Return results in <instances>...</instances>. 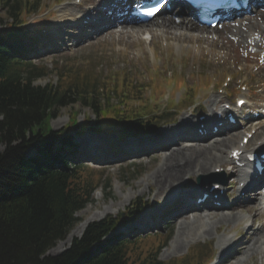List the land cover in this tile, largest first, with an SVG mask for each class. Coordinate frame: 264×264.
I'll use <instances>...</instances> for the list:
<instances>
[{
	"label": "trees",
	"instance_id": "1",
	"mask_svg": "<svg viewBox=\"0 0 264 264\" xmlns=\"http://www.w3.org/2000/svg\"><path fill=\"white\" fill-rule=\"evenodd\" d=\"M1 3L12 20L0 28V264H207L206 246L159 260L165 235L104 240L120 224L111 219L89 223L63 252L45 255L78 222L73 214L91 201L93 192L108 187L103 171L66 159L73 137L93 128H110L121 136L140 134L155 118L154 107L143 97L146 86L136 88L130 75L99 78L93 67H56L55 84H34L45 69L20 57L28 37L22 23L38 12L40 3ZM154 89L150 95L160 97ZM73 103L90 110L97 127L87 118L78 124L72 111L68 122L53 130L50 121L58 109ZM136 206L127 209L130 220L141 212Z\"/></svg>",
	"mask_w": 264,
	"mask_h": 264
},
{
	"label": "rangeland",
	"instance_id": "2",
	"mask_svg": "<svg viewBox=\"0 0 264 264\" xmlns=\"http://www.w3.org/2000/svg\"><path fill=\"white\" fill-rule=\"evenodd\" d=\"M37 1L40 3L39 7L41 9L38 14L28 18L26 26H28L31 31H34L38 44L40 42L39 40L48 38L45 37V35L49 32L43 33L37 31L35 29L36 25L57 30L59 29L57 27L59 24H70L68 19L70 16L76 14L79 9L91 11L93 8L97 7L99 3L102 4L105 1L111 2V0H87L84 7L78 8L76 6L66 5V3L70 4L72 0ZM63 5L67 7L66 13L60 12L64 7ZM247 16H249V14H244L240 17L233 18L232 20L224 21L219 23L213 29H192L188 36L185 34L184 30H179L177 37L174 35L173 31H170L177 26L170 28L171 25H169L168 28L160 25L161 20L169 17V15L166 14L165 9L150 22L137 25L138 27H136V25H123L124 27L120 29L118 27L112 28L108 32H105V34L103 32L101 34L96 33V35L92 36L93 38H89L91 34H64V40H60L59 42L49 38L46 41L49 43L44 45V49H34L33 51L31 49V53L28 56L30 61H32L31 63L36 66L44 67L45 71H47V69H54V66H62L70 68L71 70H74L76 67H86V63L82 62L93 58L95 61V73L99 75V78H101L100 76L108 75L118 69H132V71L135 72L136 78L139 80L145 76V73H148L149 75L152 74L157 78V81H161L162 86L160 92H165L166 94L169 93L170 97L167 102L164 101V99H159L158 101L157 99L150 98L151 103H155L153 107L155 108L156 105H158L159 111L162 110L159 108L161 102L164 103V105L167 103L169 108L172 106L173 108H176L177 103L175 102L178 97L181 96L179 98L180 102L181 98L185 99V96L182 95L184 89L179 88L177 90L178 86L183 84L182 87H185L188 91L197 93V102H199L200 111L197 110V112L194 111V109H187L182 112L181 110L178 112V115H185V120L187 119L188 121L191 119L197 120V115L208 113L211 109H217L220 103L224 102V100H233V98L239 95L248 96L251 100L250 103L252 107H264V62L260 57V53L257 50L252 49V47L254 48L256 46L252 45L249 41L245 42L244 40V43H242L243 41H241L240 36H232L229 33L231 24L237 23L238 19L245 21L247 18L244 19V17ZM4 17L7 18V15L0 3V19H4ZM259 18L264 19V16ZM178 19L176 21L180 22L181 18ZM172 21L176 24L175 19H172ZM192 24L196 25L194 22H192ZM69 26L72 27L71 24ZM255 27L258 28L259 26L256 25ZM132 30H135L133 31L134 33ZM258 30L259 28L256 30L254 28L251 29L250 26L244 24L245 39L248 40L252 36H249V33H254ZM166 33H169V35ZM255 35H258V33ZM253 37L255 38L257 36ZM261 39H264L263 35ZM41 42L43 46L44 42L42 40ZM163 42L166 44L163 45ZM263 44L264 42L260 46H263ZM34 45L35 47L38 46H36L35 43ZM61 46L65 47L67 51L64 49L54 51V49ZM38 54L40 56H38ZM153 68H155L154 72L157 71V74L155 75L154 72L148 71ZM171 73L172 75L183 77V83L175 84V86L171 85L169 82L174 79L171 77ZM228 75L231 77V82H228L229 84L225 91L233 95L227 99L225 95L226 92H219L217 89L221 87L220 85L224 81L225 76ZM56 81L57 74L56 72H52L46 76L39 77L35 83L46 84L47 82L55 83ZM242 84L246 86V90H240V85ZM147 96L148 92L146 91L143 97L147 100ZM183 102L184 101L181 103ZM72 111L77 113V123H80L87 117H93L92 112L79 103L62 106L58 109L57 117L52 118L50 121L53 130L61 128L67 122L68 118H70ZM170 120H173L172 116H167L165 119H159L157 121L153 120L150 127H148V130H152V132L146 138L155 135L157 131V134H159L161 129L166 128L165 126H174L168 124ZM180 120L181 119H178V121ZM209 123H211V121ZM254 124L256 128V138H260L264 134V119H260ZM258 126L261 128L260 131L258 130ZM240 130H238V132H240ZM105 137H107V135H104V133L102 135L88 133L83 137L77 138L75 141H78L81 146L80 149L83 152L87 147L93 146L96 139L102 138L105 140ZM180 140L185 141V139ZM3 147L4 144H0V150H2ZM150 152L151 150L133 156L105 159L100 165L104 171L103 179H107L106 185L108 187L103 189L102 186H100L99 189L93 192L91 201L73 214L78 218V222L68 230L64 238L56 241L53 246L45 252V255L56 256L63 252L70 246L73 238H77L83 233L89 223L109 218L112 221L119 220L120 223L123 224L128 218L126 213V211H128L127 209L136 206V203L139 205H141L140 203H147L149 207L139 214L133 222H127L125 225L117 226V229L113 234L120 232V236L122 237L140 236L147 233H161L162 235H167L165 245L159 253V258L161 260L183 255L187 252L188 248L210 246V251L213 252L214 259L211 264L218 262L219 260L216 257V249H219L218 254L221 256L218 239L229 235H234V237L241 236L242 229L245 225V218L241 217L235 223H224L221 221L216 230L212 228L213 232L210 235L204 237L195 236L194 240H191V242H188L185 245L182 244L179 248H176L173 251L171 241L175 235L176 229L171 221V225H169L168 222V225L165 223L160 224L158 228H152L149 230H146L143 227L145 226V223L157 220V217L154 219L152 215L154 213L156 214L157 211L159 212V209L165 208V206L167 207L168 205L169 208L173 209L176 199L181 196H187L188 199H191L194 196L193 193L197 194L198 187L196 186H199L196 183L197 175L190 176L187 182H183L184 184L181 188L164 192V195L162 194L158 198L156 196L154 199L156 201L153 202L155 187L152 186L150 187V190L149 188L147 189L145 181L153 167L158 163V159L156 158V162L155 159L150 160L149 158L153 153ZM93 166L96 167L98 165L95 164ZM227 169L229 170L228 166L226 168V173L228 171ZM205 175H207V173H205ZM200 176H202L200 179L202 185L206 187V181L210 176ZM224 176H221V178ZM231 178H233V176L226 177V185L230 182ZM231 181L233 182L234 189H231V191L228 192L230 196L229 204H231L229 208L231 209L234 207L236 210L235 212L242 209L244 212V205L249 204L250 201H235L237 196V180L231 179ZM148 183L152 182L149 180ZM142 190H145V192L141 193ZM129 193H131V197L125 200L124 196ZM203 210L211 209L204 208ZM189 212L186 215L191 218L192 214ZM124 213L125 216H123ZM245 213L247 214V212ZM118 215L123 217L118 219ZM175 215H179V213H176ZM255 218L257 220L256 222L263 224L264 211L259 214L256 213V216L253 219ZM144 220L146 221L143 223ZM255 226H257V224ZM245 262L244 264H261L258 254H254L252 257L247 258Z\"/></svg>",
	"mask_w": 264,
	"mask_h": 264
},
{
	"label": "bare ground",
	"instance_id": "3",
	"mask_svg": "<svg viewBox=\"0 0 264 264\" xmlns=\"http://www.w3.org/2000/svg\"><path fill=\"white\" fill-rule=\"evenodd\" d=\"M66 5L69 6L71 4L67 3ZM178 6L179 5L175 1L169 2L167 6V13L169 15L175 16L178 12H180V9ZM104 7L107 8L108 5H104ZM110 7H113V6H110ZM66 10H67V7L64 6L60 10V12L66 13ZM262 16H264V10H256L255 15H249L247 17H244V19L247 18L245 19V21L238 19L237 23H233L230 25L229 33L232 36H240L241 41H243L242 43H244V40L245 42L246 41L250 42L251 37L249 38V36L251 35L253 36L256 33H258L259 37L261 38L262 35L264 36V22H263L264 19L261 18L262 19L261 20L259 17H262ZM107 19L108 18H105L102 21H106ZM170 19L171 18H166V19L161 20L160 25H162L163 27H168L169 25H171L170 28L176 25V26H179V29H183V27L186 26L185 23L183 24L181 21H180L181 23L174 24ZM102 21L95 20L94 25L100 26ZM106 23L109 26V23L108 22ZM244 24L246 26L247 25L250 26L251 29L254 28L256 30L259 28L257 32L249 33V36H248L249 39L247 38L248 40L245 39ZM256 25H258L259 27L256 28L255 27ZM176 28L178 29V27ZM166 34L169 35V33H166ZM260 38L252 37L251 41H253L256 45H259ZM194 124H195V127H197L200 125V122L194 121ZM180 125L181 124L179 122V123H176L173 127H166L165 129H161V132H159V134H157L158 131L156 132L157 136L156 134L152 135L149 137V141H147V145H149V147L154 146V144L156 143L163 144V142H165L164 145L160 146V148L153 149L154 152L149 158L150 160L155 159V162H156V158L158 159V163L157 164L155 163L156 165L153 167L151 173L149 174V176L146 178V181H145L147 185V189L149 188L150 190L151 189L150 187L152 186L155 187V191L153 194V200H152L153 202L156 201L154 200L156 196L158 198L164 192H168L173 189L181 188V186H183L184 184L183 182H187L186 180H188L190 176L205 175V173L207 174L212 173V172H215L216 168L218 169L223 168L224 169L223 171L226 172L227 166L229 168L231 166L230 164L233 163V160L229 155L230 150L239 149L238 146H239V143L242 137L240 136L241 132H239L238 134L231 133L223 137L222 135L215 136V135H212L210 132H208L205 138L201 139L198 136V134H191V136L181 134L180 131L183 129V127H181L182 125L181 126ZM237 136L238 138H240L239 140ZM180 139H185V141H181ZM134 144H139L140 146H134V148H138V147H141L144 143H134ZM77 145L78 147H81L80 144H77ZM150 150L152 151V149ZM238 161L239 162L243 161L241 154L239 156ZM248 167H249V164L239 169H235V170L229 169V171H227V173L233 172L232 176L236 178L238 182L244 183L243 191L246 189H250V188L253 190L252 191L250 189L248 193H245L244 196H241V198L242 197L244 198L247 195H252L255 192H257L254 190V188H252L253 187L252 185L247 183ZM149 180L152 183H148ZM211 185H213V183H211L210 185H207L206 187L196 186L198 187L197 195L200 192L202 193V192L207 191ZM230 187L233 188L232 182L230 183ZM240 189L241 188H237V192H239ZM143 192H145V190L141 191V193ZM215 193H218V191L212 192V194H215ZM130 194L131 193L126 194L124 196V199L125 200L129 199L131 197ZM212 194L210 196H212ZM208 197L209 196H207V198ZM181 198L185 199L186 201L188 200L187 196L186 197L181 196L179 199L181 200ZM218 198L220 199V207H218L217 209L215 207H212L211 210H202L201 212H199V211H194L192 209V207L194 206L193 204H190L189 206L188 204L187 205L179 204L178 207H175L173 209L167 208L169 206L167 207L165 206V208L167 209L163 210L161 208L159 209V212L157 211V213H159V215L163 219L160 223H163V224L165 223L166 225H168V222H169V225H171V222H172L173 226H175V229H176L175 235L171 241L172 242L171 247H173V251L176 248H179L182 244L185 245L186 243L191 242V240H194L195 236L204 237V236L210 235L213 232L212 228L216 230V228L219 226V223L221 221L224 223H229V222L235 223L241 217L245 216V213L243 212L242 209H239V211L235 212L236 210L233 207L229 211V208H228L229 204L226 201V199L228 198L227 194H226V197L224 195L223 198L221 196H218ZM246 198H251V196L246 197ZM235 200L240 201V197L236 198ZM244 200L246 201V199ZM244 200L241 199V201H244ZM203 206L206 207V205H203ZM244 207H245V210H247V211L245 210L244 211L248 212V215H247L248 219L250 218L251 213H254L253 216L255 217L256 213L259 214L260 212L264 211V195L259 198H255V200H250V203L244 205ZM189 211L192 213L191 218H189L186 215ZM176 213H179V215H175ZM153 223L154 225H158V223L157 222L155 223V221H153ZM247 234H253L254 237L250 239L246 237L243 240H236L234 238V235H229L227 237H221L218 239V246L220 248V254L223 255V259L221 260V263L244 264L247 258L252 257L254 254H258L261 264H264V261H263L264 260V223L261 224V229L258 232L257 231L247 232ZM236 243L238 247H236L235 250H233V247L235 246Z\"/></svg>",
	"mask_w": 264,
	"mask_h": 264
}]
</instances>
